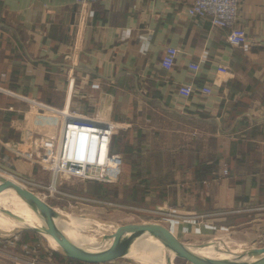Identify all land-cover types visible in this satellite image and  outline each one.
I'll list each match as a JSON object with an SVG mask.
<instances>
[{
  "label": "crops",
  "instance_id": "1",
  "mask_svg": "<svg viewBox=\"0 0 264 264\" xmlns=\"http://www.w3.org/2000/svg\"><path fill=\"white\" fill-rule=\"evenodd\" d=\"M194 2L0 0V158L8 173L53 182L45 164L63 121L33 102L112 120L122 128L112 146L124 161L118 182L130 171L128 182L159 188L148 186L141 201L157 193L164 234L246 250L243 228L264 234V0L239 1L241 48L228 44L230 30L191 18ZM170 47L180 51L172 68L163 62ZM190 85L192 96L179 93ZM143 163L151 166L138 180ZM224 168L229 177L219 180ZM89 185L103 197L110 184ZM120 193L113 188L114 199ZM244 217L253 219L237 222Z\"/></svg>",
  "mask_w": 264,
  "mask_h": 264
},
{
  "label": "rangeland",
  "instance_id": "2",
  "mask_svg": "<svg viewBox=\"0 0 264 264\" xmlns=\"http://www.w3.org/2000/svg\"><path fill=\"white\" fill-rule=\"evenodd\" d=\"M116 124L118 125V129L114 138L116 136H122V128L120 124ZM158 141L169 147H175L180 144L178 140L171 139H159ZM153 165L154 167L157 166L156 164ZM4 166L11 167L10 162L9 160L2 161L0 158V174L13 177L28 191H31L43 199L54 212L55 215L53 218H57V224L69 236L74 235L80 237L82 240L91 239L93 241L102 237H114L134 232L146 235L149 238L164 237V234L160 229L161 225L157 222L158 219H160V216L156 213L158 212L156 211V207L160 206V200L158 199L157 193H154V195H156L154 199L147 197L146 201H141V197L144 195V191L148 188L149 182L147 180L146 182L148 184L146 183V185L143 183L141 185H135V182H128L127 178H131L130 171L125 172L123 178H121L122 180H120L121 182H118L115 185L110 184L109 186H106L108 189L105 191H110V196H106L102 193L103 197H98L97 190H93V194L88 192V186H86V183L88 182L81 183L73 180L65 181L58 185L57 191H55V188H53L52 185V179L49 184L37 182L32 183L29 180L8 173ZM150 166H145V163H143V166L141 165L143 171L140 169L136 170L137 176L140 177L138 180H145L146 177H144V173L146 167ZM154 171L155 173L157 172L156 170ZM116 185L121 189L119 199H114L112 195V190L117 187ZM149 189L155 192L159 190V188L151 186H149ZM134 191L138 194L137 201H134L132 197ZM0 192V264H63L48 253L51 251H46L49 247L48 242L43 237L45 236L46 231L40 229L34 230L31 226L27 227L28 225L22 220V218H24L23 216L31 219L30 223H28L29 225H36V221L27 213L23 212L19 208L17 202L14 203L9 197H7L4 191ZM58 218L63 222L58 221ZM250 219L253 218L244 217L243 219L240 218L237 222H246ZM250 228L251 227L242 229L244 231L248 230V236L246 237L247 239L242 237L238 242L243 243L242 246L249 249H252L253 247L264 248V234H255ZM18 231H22L23 233L25 231L30 232L27 235L30 236V240L25 242L26 237H24L22 232H20L21 234L19 235ZM34 237L36 238L37 243L33 239ZM166 237L170 239L167 235ZM230 238L237 242L233 236H227L226 241ZM208 239L209 237L205 236L201 237V239L196 236H191L190 238H187V240H182L179 243H182L195 251H199L200 248L209 246V244L206 243ZM44 247H46V249ZM152 247L160 252V255H167L165 256V259L170 257L171 264H191L190 261L181 257H176L175 254L168 250L158 246ZM222 249L228 252L243 251L236 248H230L228 245L224 246ZM49 250H51L50 247ZM202 255L213 260L211 262L200 264H216L222 259L220 256L212 254V252ZM152 256L153 255H151V257ZM99 257L103 258V260H114L115 262L113 264H156V260H154L155 258H151L150 254L146 252L144 255L141 254L139 256L122 253L99 255L96 258ZM89 262L92 263L93 261L89 259L86 264H89ZM165 264H167V262Z\"/></svg>",
  "mask_w": 264,
  "mask_h": 264
},
{
  "label": "built area",
  "instance_id": "3",
  "mask_svg": "<svg viewBox=\"0 0 264 264\" xmlns=\"http://www.w3.org/2000/svg\"><path fill=\"white\" fill-rule=\"evenodd\" d=\"M73 1L81 8H85L102 0ZM239 1L195 0L187 12L193 19L210 20L214 28L230 30V34L227 36L228 44L241 48L244 47V41L235 29L239 17ZM179 53L177 48H168L163 61L164 65L172 68ZM195 91L194 85H190L182 87L179 93L190 97ZM32 106L55 114L63 121L58 153L50 156L45 164L46 169L53 176L52 185L55 191L62 182L71 180L81 183L96 182L112 185L118 183L124 161L121 155L112 152L113 138L118 129L115 122L97 116H83L69 110L59 111L34 102ZM229 174V170L224 168L219 175V180L228 178ZM20 232L22 231H18L19 235Z\"/></svg>",
  "mask_w": 264,
  "mask_h": 264
},
{
  "label": "water",
  "instance_id": "4",
  "mask_svg": "<svg viewBox=\"0 0 264 264\" xmlns=\"http://www.w3.org/2000/svg\"><path fill=\"white\" fill-rule=\"evenodd\" d=\"M0 184L6 187L7 189L12 190L18 198L28 204L33 210H35L39 215H42L48 225L49 236H43L49 244L51 250L68 260H81V262H87L89 259L91 261L103 260V258H96L99 255L103 254H94L96 249L100 245L108 244L110 247H119L122 245L132 244L135 242L146 243L152 246H158L165 250H168L175 254L176 257L184 258L191 262V264H200L199 259L202 254L212 252V254L220 256L222 259L216 264H264V248H254L249 250H243L238 252H228L219 247L205 246L200 248L199 251H195L190 247L179 243L173 239H168L166 234L163 238H149L146 235H141L139 233H130L114 237H102L93 244L87 245L84 247L71 246L63 244L59 237V233L54 225L53 216L55 215L49 205L41 199L39 196L35 195L31 191H28L26 188L15 185L2 176H0ZM160 231V230H158ZM169 237V236H168ZM167 264H171L170 257L166 258Z\"/></svg>",
  "mask_w": 264,
  "mask_h": 264
},
{
  "label": "bare ground",
  "instance_id": "5",
  "mask_svg": "<svg viewBox=\"0 0 264 264\" xmlns=\"http://www.w3.org/2000/svg\"><path fill=\"white\" fill-rule=\"evenodd\" d=\"M3 178H5L6 180H8L9 182L18 185L20 187L25 188L23 185H21L18 181L7 177L6 175H1ZM0 191H4L7 195V197H9L14 203L17 202V204L19 205V208L27 213L29 216H31L35 221H36V225H29L28 223H30L29 218H26L25 216H23L24 218H22L23 222L25 224H27V227H33L34 230L40 229L42 231H46L45 236H47V238H50L49 236V230H48V225L46 223L45 218L42 215H39V213H37L35 210H33L28 204H26L24 201H22L20 198L17 197V195L10 189H7L6 187H4L3 185L0 184ZM3 192V193H4ZM1 193V192H0ZM2 196V195H1ZM57 219V218H56ZM56 219H52L54 222V225L60 235L59 239L60 241L65 244V245H71V246H79V247H84L87 245H91L94 243L93 240L89 239V240H82L80 237H76V236H72V235H68L56 222ZM21 221V220H20ZM58 221H61L58 218ZM77 221V220H76ZM63 222V221H61ZM149 253L150 257L151 255H153L151 258H155L154 260H156V264H165L167 261L165 259V256L160 255L161 253L158 252L154 247H152L151 245H148L146 243H141V242H135V244H127V245H122L119 247H110L108 244H104V245H100L94 254H103V255H112V254H133V255H141V254H145ZM213 259H208L206 257H204V255H201L199 262L200 263H207V262H211Z\"/></svg>",
  "mask_w": 264,
  "mask_h": 264
},
{
  "label": "trees",
  "instance_id": "6",
  "mask_svg": "<svg viewBox=\"0 0 264 264\" xmlns=\"http://www.w3.org/2000/svg\"><path fill=\"white\" fill-rule=\"evenodd\" d=\"M113 152V151H112ZM92 187H93V185H89V187H88V192H90V193H92L93 194V189H92ZM100 187H101V185H100ZM90 188V189H89ZM102 189H103V193H104V195H106V196H110V194H111V192L109 191H105L106 189H104L103 188V186L101 187ZM95 191V190H94ZM30 240V238L29 237H27L26 239H25V242H28ZM54 257L58 260V261H60L61 263H63V264H82L81 263V260H68V259H65V258H63V257H61V256H59V255H57V254H55L54 253Z\"/></svg>",
  "mask_w": 264,
  "mask_h": 264
}]
</instances>
